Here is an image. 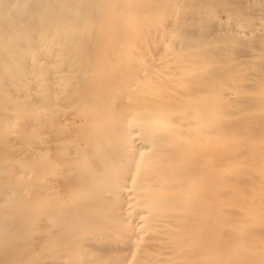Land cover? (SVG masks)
I'll return each instance as SVG.
<instances>
[{
    "label": "bare ground",
    "instance_id": "bare-ground-1",
    "mask_svg": "<svg viewBox=\"0 0 264 264\" xmlns=\"http://www.w3.org/2000/svg\"><path fill=\"white\" fill-rule=\"evenodd\" d=\"M0 264H264V0H0Z\"/></svg>",
    "mask_w": 264,
    "mask_h": 264
},
{
    "label": "rangeland",
    "instance_id": "rangeland-1",
    "mask_svg": "<svg viewBox=\"0 0 264 264\" xmlns=\"http://www.w3.org/2000/svg\"><path fill=\"white\" fill-rule=\"evenodd\" d=\"M218 15H219L220 19H222V20H226V19H227V13H226V12H222V11H221V12L218 13ZM157 55H158L157 57H160V56H161L160 51H157ZM70 112H71V111H70ZM80 114H81V112H78V113H75V112H73V113H68V114H65V115H64L63 119L65 118L70 124L73 125V124H75V122H76V123L79 122V120H80V119H79V118H80ZM81 131H82V128H81ZM79 132H80V130H79ZM79 132H78V133H74V134L78 136V135L81 133V132H80V133H79ZM83 132H84V131H83ZM83 135H84V134H83ZM83 135L80 134V136H83ZM80 136H79V137H80ZM71 137H73V136H71ZM79 137H78V138H79ZM83 137H84V136H83ZM83 137H82V138H83ZM80 138H81V137H80ZM82 138H81V141L79 140L81 143H83Z\"/></svg>",
    "mask_w": 264,
    "mask_h": 264
}]
</instances>
